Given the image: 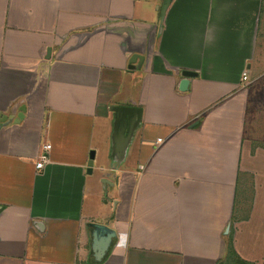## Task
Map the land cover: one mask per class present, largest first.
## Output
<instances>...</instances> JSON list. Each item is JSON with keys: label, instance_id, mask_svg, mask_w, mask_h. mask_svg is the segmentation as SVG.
I'll return each mask as SVG.
<instances>
[{"label": "crops", "instance_id": "0c3cea01", "mask_svg": "<svg viewBox=\"0 0 264 264\" xmlns=\"http://www.w3.org/2000/svg\"><path fill=\"white\" fill-rule=\"evenodd\" d=\"M263 73L264 0H0V264H222L229 230L262 264ZM114 104L141 108L122 149Z\"/></svg>", "mask_w": 264, "mask_h": 264}, {"label": "water", "instance_id": "95a60500", "mask_svg": "<svg viewBox=\"0 0 264 264\" xmlns=\"http://www.w3.org/2000/svg\"><path fill=\"white\" fill-rule=\"evenodd\" d=\"M169 1L170 0H164V6ZM137 56H138L137 54H133L132 57L130 58V63L133 62ZM138 57L141 60L142 56L139 55ZM193 74H195V72L192 70L185 69L182 71L183 78L181 79L180 84H179L180 89L183 90L187 87L188 76H191ZM110 109L116 113V119L114 121V126H113V136L115 140V147L117 149H122L125 146L131 134L133 126L141 118V108L134 106V105L114 104L110 107ZM24 110H25L24 105L19 107V112L17 113L15 121L23 117ZM93 158H94V150H90L89 157L86 163L87 172H91L92 170ZM94 225L98 226V224H94ZM105 233L106 234L104 236L103 235L100 237L96 236L93 239L92 247L94 248V250H96V253L98 256L103 254L104 250L107 248L109 244L110 237L113 235L112 230L106 229Z\"/></svg>", "mask_w": 264, "mask_h": 264}, {"label": "rangeland", "instance_id": "374dc122", "mask_svg": "<svg viewBox=\"0 0 264 264\" xmlns=\"http://www.w3.org/2000/svg\"><path fill=\"white\" fill-rule=\"evenodd\" d=\"M249 90L250 100L245 121V138L251 136L254 132V137L257 138L260 143H264V73L253 84L249 85ZM130 145L131 142L128 143V145L125 147V150H128L130 148ZM111 149L112 147H109L107 154H111ZM107 154L106 156H102L101 158H99L97 161L93 159L95 161V165L99 166L100 164L102 168H106L109 163L108 158L110 156V154ZM99 172L101 173V175H104L105 169H102ZM225 233L226 232L224 231V234Z\"/></svg>", "mask_w": 264, "mask_h": 264}, {"label": "trees", "instance_id": "16d2710c", "mask_svg": "<svg viewBox=\"0 0 264 264\" xmlns=\"http://www.w3.org/2000/svg\"><path fill=\"white\" fill-rule=\"evenodd\" d=\"M235 261H238V262L236 263ZM222 264H253L251 262L244 261L237 256V253L234 250V247L232 244V231L231 230H229L227 238H226L225 254H224V259L222 261ZM262 264H264V261Z\"/></svg>", "mask_w": 264, "mask_h": 264}, {"label": "built area", "instance_id": "2783aa9c", "mask_svg": "<svg viewBox=\"0 0 264 264\" xmlns=\"http://www.w3.org/2000/svg\"><path fill=\"white\" fill-rule=\"evenodd\" d=\"M243 74L246 75V71H243ZM51 144L49 142H44L41 145V148L37 155V161L35 163V167L38 169H42L45 163L48 161V150L50 149Z\"/></svg>", "mask_w": 264, "mask_h": 264}, {"label": "clouds", "instance_id": "9594fccd", "mask_svg": "<svg viewBox=\"0 0 264 264\" xmlns=\"http://www.w3.org/2000/svg\"><path fill=\"white\" fill-rule=\"evenodd\" d=\"M49 151V150H48Z\"/></svg>", "mask_w": 264, "mask_h": 264}]
</instances>
